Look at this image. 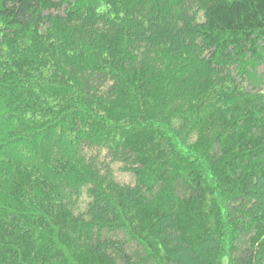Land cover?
Wrapping results in <instances>:
<instances>
[{"label":"trees","instance_id":"trees-1","mask_svg":"<svg viewBox=\"0 0 264 264\" xmlns=\"http://www.w3.org/2000/svg\"><path fill=\"white\" fill-rule=\"evenodd\" d=\"M0 264H264V0H0Z\"/></svg>","mask_w":264,"mask_h":264},{"label":"rangeland","instance_id":"rangeland-1","mask_svg":"<svg viewBox=\"0 0 264 264\" xmlns=\"http://www.w3.org/2000/svg\"><path fill=\"white\" fill-rule=\"evenodd\" d=\"M117 177L119 178V181L121 182H131L132 181L131 177L126 174H118Z\"/></svg>","mask_w":264,"mask_h":264}]
</instances>
